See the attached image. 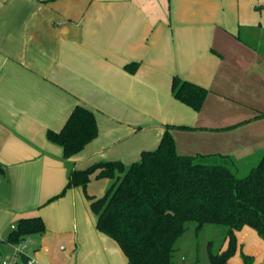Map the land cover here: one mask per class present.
Listing matches in <instances>:
<instances>
[{"label":"crops","instance_id":"1","mask_svg":"<svg viewBox=\"0 0 264 264\" xmlns=\"http://www.w3.org/2000/svg\"><path fill=\"white\" fill-rule=\"evenodd\" d=\"M174 76L209 89L199 110L174 96ZM76 104L94 110L99 132L64 157L47 131ZM169 124L181 154L228 155L237 169L260 159L264 0H0V264H126L86 195L111 178L65 187L74 168L139 160ZM36 215L45 231L15 256L5 238ZM236 237L228 263L243 264L242 251L264 260L254 228Z\"/></svg>","mask_w":264,"mask_h":264},{"label":"trees","instance_id":"2","mask_svg":"<svg viewBox=\"0 0 264 264\" xmlns=\"http://www.w3.org/2000/svg\"><path fill=\"white\" fill-rule=\"evenodd\" d=\"M136 66L137 62L127 64L130 70ZM172 91L199 110L209 89L174 76ZM174 126L167 125L157 147L143 150L137 161L100 160L72 169L65 189H85L94 173L111 178L103 195H86L97 215L96 227L117 241L127 256L126 264H173L176 243L192 221L196 230L205 223L226 226V249L209 250V259L210 264L228 263L238 248L237 230L248 225L264 239V151L246 174L238 175L240 169L233 167L228 155L179 153L171 132ZM98 132L94 110L76 104L62 128L49 129L47 137L62 146L64 157H70ZM45 229L41 216L21 217L5 240L18 244ZM241 257L243 264L254 263L253 255L242 251Z\"/></svg>","mask_w":264,"mask_h":264},{"label":"rangeland","instance_id":"3","mask_svg":"<svg viewBox=\"0 0 264 264\" xmlns=\"http://www.w3.org/2000/svg\"><path fill=\"white\" fill-rule=\"evenodd\" d=\"M255 164L246 163L249 167L240 168L237 174H246ZM225 233L226 226L222 224L205 223L199 230H196V223L189 222L187 230L176 243L173 264H210L209 250L220 253L228 245L229 239ZM259 264H264V260Z\"/></svg>","mask_w":264,"mask_h":264},{"label":"built area","instance_id":"4","mask_svg":"<svg viewBox=\"0 0 264 264\" xmlns=\"http://www.w3.org/2000/svg\"><path fill=\"white\" fill-rule=\"evenodd\" d=\"M15 226L16 225L13 224L12 228H14ZM27 247H28V243L25 240H23L20 243L16 244L15 250H14V255L18 256V255L26 253L25 251H26ZM31 261H32V259L29 260V262H31ZM7 262H8L7 260L3 261L4 264H6Z\"/></svg>","mask_w":264,"mask_h":264}]
</instances>
